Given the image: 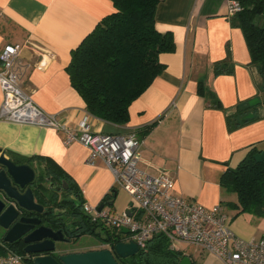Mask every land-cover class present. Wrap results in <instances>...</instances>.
Masks as SVG:
<instances>
[{
	"label": "crops",
	"instance_id": "crops-1",
	"mask_svg": "<svg viewBox=\"0 0 264 264\" xmlns=\"http://www.w3.org/2000/svg\"><path fill=\"white\" fill-rule=\"evenodd\" d=\"M228 3L161 2L157 29L171 32L176 43L174 52L159 56L165 69L131 104L127 124L117 125L92 114L90 122L97 132L135 131L139 136L145 126L159 120L140 138V167L152 175L165 170L173 176L178 194L206 207L221 203L233 232L243 239H260L264 216L240 213L237 195L220 184L222 173L236 167L251 148L264 150V105L259 107L257 121L235 129L227 121L240 101L264 97L263 78L251 64L244 32L229 13ZM113 10L111 0H0V51L8 43L21 45L22 86L41 109L58 114L71 126L88 111L67 72L71 51ZM227 59L232 72L215 75L214 64ZM201 79L224 109L210 106L198 93ZM2 101L0 88V105ZM0 148L11 159H52L75 181L90 205H102L116 187L113 172L102 160L90 164L89 149L79 142L66 145L57 129L0 120ZM186 255L193 264H224L198 246Z\"/></svg>",
	"mask_w": 264,
	"mask_h": 264
},
{
	"label": "trees",
	"instance_id": "trees-1",
	"mask_svg": "<svg viewBox=\"0 0 264 264\" xmlns=\"http://www.w3.org/2000/svg\"><path fill=\"white\" fill-rule=\"evenodd\" d=\"M111 1L114 10L104 16L71 51L67 72L89 113L105 121L125 125L130 121L131 104L165 69L160 54L174 52L176 43L171 32H160L156 26L157 9L164 0ZM238 1L242 8L234 14V20L244 32L251 64L264 81V0ZM228 64V59L215 63L214 74L232 72ZM198 93L210 106L224 109L216 94L207 87L206 80L198 81ZM262 105L264 97L240 101L236 111L227 117L230 129L259 120V107ZM158 122L156 120L145 126L139 138L150 133ZM12 160L17 164H30L39 170L38 184L34 189L36 200L53 211L50 215H43L44 224L54 229L66 227L73 235L72 239L84 234H98L111 247L122 240L119 233L111 231L106 225L94 223L83 211L85 202L80 188L52 159L15 156ZM33 160H36V165ZM45 176L67 185L64 199L60 202L54 192L43 184ZM220 184L237 195L240 213L264 216V150L251 148L236 167H228L222 173ZM116 193L114 187L104 198L103 205L111 203ZM71 195L74 198H69ZM25 246L23 241L10 243L0 237V253L12 250L24 255L25 264H34L33 257L25 252ZM184 256L186 253L183 250L172 248L164 235L157 234L148 241L146 248L118 260L119 264H179Z\"/></svg>",
	"mask_w": 264,
	"mask_h": 264
},
{
	"label": "built area",
	"instance_id": "built-area-1",
	"mask_svg": "<svg viewBox=\"0 0 264 264\" xmlns=\"http://www.w3.org/2000/svg\"><path fill=\"white\" fill-rule=\"evenodd\" d=\"M238 0H229L231 15L241 10ZM21 45L8 43L0 51V88L3 101L0 120L20 124L51 127L63 134L66 145L79 142L90 153L88 162L102 160L113 172L115 184L132 199L128 208L113 213L84 203L83 211L94 223L113 228L124 242H133L140 249L157 234L164 235L174 249L177 243L195 245L216 256L224 264H264V236L243 239L229 226V215L218 203L206 207L195 199L175 191L171 174L161 170L152 175L140 167L141 139L135 131L128 134L102 133L92 129L88 111L76 126L62 120L58 114L48 113L34 101L32 93L21 83ZM127 229V233H122ZM108 247L105 244L104 247ZM24 255L12 250L0 253V264H21Z\"/></svg>",
	"mask_w": 264,
	"mask_h": 264
},
{
	"label": "water",
	"instance_id": "water-1",
	"mask_svg": "<svg viewBox=\"0 0 264 264\" xmlns=\"http://www.w3.org/2000/svg\"><path fill=\"white\" fill-rule=\"evenodd\" d=\"M36 170L27 163L17 164L0 148V228L5 230V242L21 239L34 264H119L118 258L139 252L135 243L120 241L111 248L55 255L57 242L67 241L65 231L43 224V219L37 215L22 216L24 210L45 215L53 212L45 211V206L36 200L35 192L29 186L37 179ZM103 207V204L99 206L100 209ZM121 232L128 231L122 229ZM179 264H193V261L186 255Z\"/></svg>",
	"mask_w": 264,
	"mask_h": 264
},
{
	"label": "rangeland",
	"instance_id": "rangeland-1",
	"mask_svg": "<svg viewBox=\"0 0 264 264\" xmlns=\"http://www.w3.org/2000/svg\"><path fill=\"white\" fill-rule=\"evenodd\" d=\"M37 177L39 175V170H36ZM117 195L115 197L113 204L106 203L105 208L109 212L113 213H121L125 211L128 206L131 204L132 199L131 196L120 186L116 185ZM63 218L65 215H61ZM111 231H114L113 228L109 227ZM99 232L103 233L100 229ZM104 235V233L102 234ZM0 237H2V234L0 232ZM106 243H104V240L102 237L98 234H84L76 239L70 240V241H64V242H57V248L56 252L57 254H67V253H75V252H84L89 251L93 249H101V248H108L105 246ZM177 247L179 249H182L186 252H193L195 249V245L188 246L185 243H177Z\"/></svg>",
	"mask_w": 264,
	"mask_h": 264
},
{
	"label": "flooded vegetation",
	"instance_id": "flooded-vegetation-1",
	"mask_svg": "<svg viewBox=\"0 0 264 264\" xmlns=\"http://www.w3.org/2000/svg\"><path fill=\"white\" fill-rule=\"evenodd\" d=\"M37 179L35 180V182L33 184H30L29 186H31L33 188V190L37 187ZM43 184H45V186L52 192H54V194L58 197V202H60V199H64V196L66 194V188H67V185L63 182V181H59V180H50V178L48 176H45V180L43 182ZM69 198H74L72 195L69 196ZM47 207H45V211H47ZM39 216L41 217L43 220V215H45L44 213H36V212H30V211H22V216H27V217H32V216ZM43 224H44V221H43ZM65 231V237L67 239V241H70V240H73L72 239V234L70 233V230L68 231L66 229V227H64L63 229ZM0 232L2 234V237L4 236L5 234V230L0 228ZM77 235V234H76ZM15 242H22L21 239L15 241ZM108 248H111V246L108 245ZM55 255H60V254H57V252H55Z\"/></svg>",
	"mask_w": 264,
	"mask_h": 264
}]
</instances>
